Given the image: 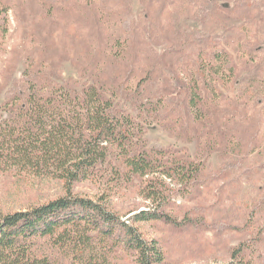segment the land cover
I'll return each mask as SVG.
<instances>
[{
    "label": "rangeland",
    "instance_id": "obj_1",
    "mask_svg": "<svg viewBox=\"0 0 264 264\" xmlns=\"http://www.w3.org/2000/svg\"><path fill=\"white\" fill-rule=\"evenodd\" d=\"M43 3L11 2L15 10L8 11L6 32L0 36V79L22 80L23 61L30 52L37 60L46 56L60 64L64 79L78 83V90L86 83H100L145 127L144 138L150 147L180 148L193 159L201 157L196 160L202 165L196 182L177 185L166 181L169 192L164 210L177 223H136L148 240L160 241L165 252L162 264H226L240 247H246L253 262L264 264V0ZM178 28L196 35L210 34L211 43L227 47L237 64L232 79L218 87L222 96H218L215 108L219 114L214 121L220 117L224 125L218 126L216 144H210L209 135L204 134L211 131L209 125L203 127L193 116L191 122L187 120L180 80L188 83L183 77L191 74L193 61L183 53L166 54L169 43L179 37L174 32ZM91 61L100 63L95 67L99 74L93 72ZM5 85L0 84V104L8 95ZM146 102L160 104L149 109L142 106ZM171 108L178 117L163 120ZM255 133L258 139L252 148L250 138ZM108 164L101 168L99 174L106 173L101 179L97 176L76 185L74 193L104 198L115 214L134 223L136 213L158 203L147 199L146 180L130 182L116 177L115 162ZM65 194L57 179L18 171L0 173V216L26 211ZM38 245L58 258L47 241ZM131 260L120 252L112 264H131ZM59 262L68 264L62 257Z\"/></svg>",
    "mask_w": 264,
    "mask_h": 264
},
{
    "label": "trees",
    "instance_id": "obj_2",
    "mask_svg": "<svg viewBox=\"0 0 264 264\" xmlns=\"http://www.w3.org/2000/svg\"><path fill=\"white\" fill-rule=\"evenodd\" d=\"M11 2L16 0H0V36L6 32L8 11L15 10ZM174 32L179 37L169 43L166 54L183 53L193 61L191 74L183 77L188 83L180 80L187 120L191 122L193 116L196 122L209 125L211 131L204 134L209 135L210 144H216L218 126L224 125L220 117L214 121L219 114L215 108L218 96H222L218 87L232 79L237 64L227 47L211 43L210 34L196 35L181 28ZM30 54L23 61L22 80L9 76L0 79V84L9 87L0 104V173L18 171L57 179L66 194L26 211L0 216V264H60L59 257L68 264H112L120 252L132 258L131 264L164 263L160 241L148 240L136 223H177L164 210L169 192L166 181L177 185L196 182L202 172L196 160L201 157L193 159L180 148L150 147L144 138L145 127L100 83H86L78 90V83L59 73L60 64L46 56L38 55L37 60L34 52ZM176 60L182 63L180 55ZM91 63L94 68L100 64ZM184 67L188 70L185 61ZM93 72L99 74L100 69ZM173 74L177 79L175 71ZM160 103L142 106L151 109ZM170 110L163 120L173 119ZM257 139L256 133L251 136L250 147ZM113 161L116 177L130 182L146 180L147 199L158 203L153 209L136 213L134 223L115 214L104 198L74 193L76 185L97 176L101 179L106 174H99L103 164ZM42 240L57 252V259L38 247ZM226 264L256 263L247 255L246 247H240Z\"/></svg>",
    "mask_w": 264,
    "mask_h": 264
}]
</instances>
